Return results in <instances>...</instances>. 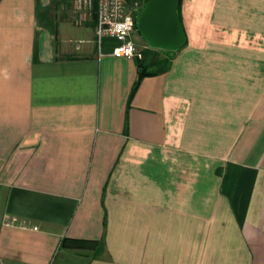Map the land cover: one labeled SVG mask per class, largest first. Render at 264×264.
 Here are the masks:
<instances>
[{
    "label": "crops",
    "instance_id": "1",
    "mask_svg": "<svg viewBox=\"0 0 264 264\" xmlns=\"http://www.w3.org/2000/svg\"><path fill=\"white\" fill-rule=\"evenodd\" d=\"M69 6L0 0V264H264V0H180L145 74Z\"/></svg>",
    "mask_w": 264,
    "mask_h": 264
},
{
    "label": "built area",
    "instance_id": "2",
    "mask_svg": "<svg viewBox=\"0 0 264 264\" xmlns=\"http://www.w3.org/2000/svg\"><path fill=\"white\" fill-rule=\"evenodd\" d=\"M73 2L80 18L85 16L86 11L95 9V33L98 45L102 38L110 36L118 41L112 50L113 55L137 59L143 57V48L139 47L131 37L135 30L137 4L129 5L126 0H73ZM14 221V218L5 216L6 224Z\"/></svg>",
    "mask_w": 264,
    "mask_h": 264
},
{
    "label": "water",
    "instance_id": "3",
    "mask_svg": "<svg viewBox=\"0 0 264 264\" xmlns=\"http://www.w3.org/2000/svg\"><path fill=\"white\" fill-rule=\"evenodd\" d=\"M178 0H146L135 16V26L150 48L177 51L186 42Z\"/></svg>",
    "mask_w": 264,
    "mask_h": 264
},
{
    "label": "trees",
    "instance_id": "4",
    "mask_svg": "<svg viewBox=\"0 0 264 264\" xmlns=\"http://www.w3.org/2000/svg\"><path fill=\"white\" fill-rule=\"evenodd\" d=\"M141 7L138 9V12L141 9ZM179 8H180V0H178L177 13L179 14V16L181 18ZM94 12H95V9H94ZM95 15H96V12H95ZM135 29H136V26H135ZM161 50L162 49H155L156 52L157 51H161ZM163 51L166 52V55L164 57H162V56H158L157 57L156 55H153L151 57L152 59L149 62V65L150 66L145 65L143 62L140 63V66L143 68L142 74L149 73V72H153L155 68L157 69V68H160V67H165L169 63V61H170V59L172 57L173 52L172 51H168V50H163ZM147 55H148L147 50H144L143 51V57L141 59H139V60L142 61L143 58L145 56H147ZM148 67H155V68H150V70H149ZM89 241H91V240H86V239H73V238H70L68 240V238H65V239H63V242L62 243H63V245H71L72 243L73 244H76V245H84V244L89 243Z\"/></svg>",
    "mask_w": 264,
    "mask_h": 264
},
{
    "label": "rangeland",
    "instance_id": "5",
    "mask_svg": "<svg viewBox=\"0 0 264 264\" xmlns=\"http://www.w3.org/2000/svg\"><path fill=\"white\" fill-rule=\"evenodd\" d=\"M60 2H67L68 6L71 5L73 2V0H60ZM66 4V3H65ZM70 7V6H69ZM138 12V11H137ZM65 17L70 18L71 21L75 20L74 15L72 14V11L70 9L66 10L65 13ZM132 39L135 41V43L140 47L141 44H147L145 39L140 35L139 31L137 29H135L132 32L131 35Z\"/></svg>",
    "mask_w": 264,
    "mask_h": 264
}]
</instances>
